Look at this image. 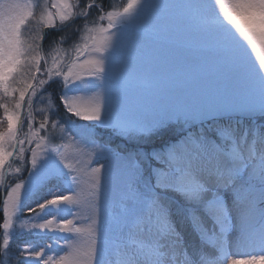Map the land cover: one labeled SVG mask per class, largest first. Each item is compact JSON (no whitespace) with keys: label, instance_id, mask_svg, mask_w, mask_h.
Wrapping results in <instances>:
<instances>
[{"label":"snow or ice","instance_id":"1","mask_svg":"<svg viewBox=\"0 0 264 264\" xmlns=\"http://www.w3.org/2000/svg\"><path fill=\"white\" fill-rule=\"evenodd\" d=\"M48 30L64 34L46 50ZM0 101V264L25 230L53 242L18 264L264 262V0H0ZM172 123L179 138L150 152L96 137Z\"/></svg>","mask_w":264,"mask_h":264},{"label":"rangeland","instance_id":"2","mask_svg":"<svg viewBox=\"0 0 264 264\" xmlns=\"http://www.w3.org/2000/svg\"><path fill=\"white\" fill-rule=\"evenodd\" d=\"M36 0H33V3H35ZM82 2H84V0H82ZM126 3V0H108V3L106 4V6H104L105 11L109 10V8H120L122 7L124 4ZM96 16H94L95 18ZM146 27L150 30L151 32H155V31H160V24L152 19H149L146 21ZM48 30V34H49ZM78 35V34H77ZM48 37V35H47ZM44 40V47L47 50L49 44L46 43V39ZM77 39V38H76ZM145 40H148L149 38L145 37ZM74 40H72L71 42H69L68 45L64 46L65 48H68L70 46V44L73 42ZM165 47H168L167 45H165ZM147 68V66H145ZM165 65L163 63H161L159 65L158 68H153V70L149 71V70H144V69H138L136 70L135 74L137 76L138 79L141 80H149L151 79L153 76L158 75L160 71L164 70ZM204 71L206 72H211V65H207L204 69ZM193 71H200L199 69H193ZM50 90V88L48 89ZM2 102V101H0ZM56 104H58V102L55 100ZM59 105V104H58ZM39 106V105H36ZM61 110V108H60ZM60 115L63 116V111H60ZM3 118V109H0V119ZM39 114H37V119H39ZM236 119H240L239 116L237 115H233V120ZM171 125V126H170ZM6 127V122L3 125H0V130H3V128ZM168 127H172V128H168ZM168 127H164L161 128L159 131H157L154 135H152L150 138H147L145 140H141V141H126L123 140L119 137L113 136L109 130L104 129V128H97L96 129V137L98 142L100 143H108L113 149H116L118 146L123 147L124 145L127 144L128 148L130 149L131 147H135V150H141V151H152L150 145L152 144V142L154 141V138H156V140L158 138H160L163 134H167V130H171L170 134L172 135H176V133L180 132V126H177V124L172 123L169 124ZM24 130H27V125L25 124L24 126ZM58 136V133H57ZM55 143H60V140L57 138L55 141ZM153 148V147H152ZM131 150V149H130ZM69 153H70V159H81L82 161H87L88 157L85 153H74L73 149L70 148L69 149ZM11 175H9L8 177H10ZM14 177V179L7 181L8 184H14L15 182H17V176L16 175H12ZM21 179H26L27 178V171H24L21 176L19 177ZM84 183L81 185V187L84 189V191H87V180L88 177L85 175L83 177ZM46 191V190H45ZM65 194H71L70 192H67L65 190ZM41 195H43V193H41ZM3 196V195H2ZM2 199V203H3V197ZM31 206L34 207L35 206V198L34 201L31 203ZM2 209H3V204H2ZM34 214L32 213H28L27 210H25L23 216H21V219H31V217ZM68 218H71V216H69ZM2 230V229H1ZM1 236L3 238V230L1 231ZM29 242H38L40 246H43L45 244L48 243H52V239H51V234L48 235H43L40 233H33L30 231L25 230L24 233H19L17 232L16 234H14L13 239L11 241V249L9 252V256L11 257L10 259H8V264H18L17 260H16V256L19 255V250L22 249L23 247L27 246ZM62 243V241L60 242ZM2 244V242H1ZM17 245H19V248L17 247ZM55 246V245H54ZM59 254H63V251H61ZM5 259H7L3 252L1 254L0 257V262L4 261ZM259 264H264V262H259Z\"/></svg>","mask_w":264,"mask_h":264},{"label":"trees","instance_id":"3","mask_svg":"<svg viewBox=\"0 0 264 264\" xmlns=\"http://www.w3.org/2000/svg\"><path fill=\"white\" fill-rule=\"evenodd\" d=\"M84 2H86V0H84ZM98 3H102L103 6H106V4L108 3V0H97ZM105 8V7H104ZM98 15V12L96 10H93L92 13H91V16H90V20L91 19H94V16H97ZM83 24V21L82 20H77L76 21V25H81ZM65 32L66 33H69L70 34V39L69 41L64 45H68L69 42H71L72 40H76L77 38V33L73 32L71 29H65ZM64 33H61V32H56V31H49V34H48V37L46 39V43L47 44H50L51 40L59 35H62ZM151 35V33L149 32L146 36L149 37ZM49 92H53L54 94V98L57 97L58 95V92H59V88L56 84H53L51 87H50V90H48ZM55 100L58 102V104L60 103L59 99L58 98H55ZM61 112L63 111V108L61 106ZM171 126V125H170ZM168 128H172V127H168ZM167 134H163L160 138H158L156 140V138H154V141L152 142V144L150 145L151 147V150H160L162 149L167 143H171L173 142L174 140L178 139L179 138V133H176V135H172L170 134L171 130H167L166 131ZM153 147V148H152ZM130 149H135V147H131ZM14 179V177H11V178H8L6 181H10ZM2 195H0V224L3 223V211H2ZM31 206V205H30ZM2 228H0V244L2 242V236H1V230ZM1 254L2 252H0V257H1Z\"/></svg>","mask_w":264,"mask_h":264}]
</instances>
